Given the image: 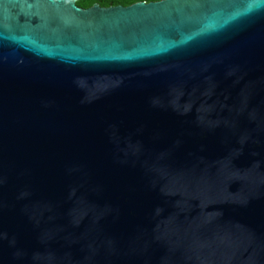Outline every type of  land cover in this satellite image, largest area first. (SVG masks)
<instances>
[{
	"label": "water",
	"instance_id": "1",
	"mask_svg": "<svg viewBox=\"0 0 264 264\" xmlns=\"http://www.w3.org/2000/svg\"><path fill=\"white\" fill-rule=\"evenodd\" d=\"M0 0V264H264V0Z\"/></svg>",
	"mask_w": 264,
	"mask_h": 264
},
{
	"label": "trees",
	"instance_id": "2",
	"mask_svg": "<svg viewBox=\"0 0 264 264\" xmlns=\"http://www.w3.org/2000/svg\"><path fill=\"white\" fill-rule=\"evenodd\" d=\"M137 1H141V0H80L78 2V5L83 6V7H89L95 2H98L103 6H110V5H117V4L130 5ZM146 1H152V0H146Z\"/></svg>",
	"mask_w": 264,
	"mask_h": 264
}]
</instances>
